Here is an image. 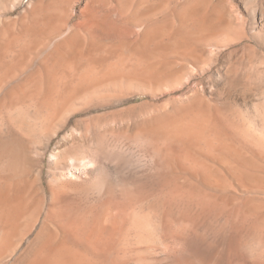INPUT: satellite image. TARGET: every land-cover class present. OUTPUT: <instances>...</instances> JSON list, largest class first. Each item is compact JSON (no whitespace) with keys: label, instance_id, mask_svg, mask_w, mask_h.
<instances>
[{"label":"bare ground","instance_id":"1","mask_svg":"<svg viewBox=\"0 0 264 264\" xmlns=\"http://www.w3.org/2000/svg\"><path fill=\"white\" fill-rule=\"evenodd\" d=\"M62 1L30 0L21 9L22 0H0V264H158L161 257L164 264H182L172 214L151 220L158 218L152 208L161 190H170L165 173L173 174L168 180L176 192L198 208L211 206L223 220L228 264H264V65L252 71V121L232 119L240 129L252 123L251 132L242 127L251 134L243 129L239 145L221 136L234 132L233 124L197 84L186 102L176 98L169 108L119 120L162 163L158 177L128 161L132 140L114 125L97 137L94 126L72 120L73 112L94 103L116 113L139 111L146 103L133 104L138 96L153 99L183 84L185 61L195 64L189 73L202 74L209 63L204 47L214 57L240 38L232 11L221 0H189L178 9H168L171 0H128L134 8L116 0V23L109 20L108 0H88L77 11L80 20L69 24L75 8ZM178 60L183 63L176 66ZM30 144L36 156L29 155ZM205 159L233 177L213 176L220 170ZM101 169L112 176L97 175ZM170 192L162 203L174 197Z\"/></svg>","mask_w":264,"mask_h":264},{"label":"rangeland","instance_id":"2","mask_svg":"<svg viewBox=\"0 0 264 264\" xmlns=\"http://www.w3.org/2000/svg\"><path fill=\"white\" fill-rule=\"evenodd\" d=\"M22 1L23 2L20 5L21 9H22V7L23 8L26 7L30 0H22ZM57 1L58 0H54V2L58 3ZM61 1L62 0H59L60 3L63 2V1L62 2ZM66 1L67 0H64V2H66ZM98 1L99 0H95V3ZM130 1L127 0L128 3L125 1L126 5L127 4L128 5L133 4L131 6H132V8H134V5L136 2L132 1V3H131ZM188 1L189 0H171L170 1L171 4L169 5L167 3L168 4L167 7H168V9H172L175 7L178 9L181 4H185ZM221 1H222V4L224 5V9L226 8V11L227 10L229 12L232 11V12H230V14L233 15V16L232 15L231 16L234 17V18H232L233 21L231 22L233 25L232 28L235 31V33L237 34V36L240 38L237 41H235L233 44H231L229 46H225V47L221 48V50H218L217 52L212 53V56H214V57H211V55L209 54L210 48L207 46H206L207 48L204 47L205 48L204 56L206 55L205 60H208L209 63H207V66H206V63H204L205 66H204V71H202V74H200V72H198V71L197 72L199 74L197 73V74L192 75L191 72L189 73V71H191L193 69L195 64L190 60H188L187 62L185 61V63H187L186 66L188 65V68H187L188 74L184 78L186 83L184 82V79H183V84L180 85V87H178V88L170 89V88L166 87L164 89L167 91L164 90L163 93H161L159 91L160 92V93L158 92L159 95L157 94V96L154 97L153 99L151 97H144V96L140 95L137 97L136 100H134L132 102L133 104L134 103L138 104L142 101L141 103H146V104H143V107H146V108L142 107V109H139V111L136 110V112L133 111L134 113L130 112V114L129 113H116L115 109H113V108H108L106 106H102L100 104L94 103L90 106V108H88V110L73 112L74 114L72 115V120H76L78 122L79 126L84 124L81 126L83 128L87 127V126H89V128H93V126H94V130H96V132L98 131L97 135L100 133L97 137H100L101 133L103 135L105 131L109 130V126L111 127L112 125H114L116 127L117 132L119 131L121 133V131H122V133L128 135L129 139L132 140L131 141L132 142L131 150H130V153L128 154V161L130 163H132L134 166L138 165V166L142 167L150 175L152 174V175H154V177L155 176L158 177V174L160 172L164 171L162 163L160 164L159 162H156L154 159H151V156H150L152 154L150 152L151 150L147 149L146 147H144L141 144V139L136 138L132 134V130H131L132 126L126 127L127 125L125 122L129 121V119L132 120L133 116H134V118H136L138 113L140 114L142 112V114H144L147 110H148L147 112H150L149 111L150 109L153 110L154 108H159V109L160 108H166L167 106H168L167 108H169L171 102L173 100H175L176 98H177L178 102H186V101L190 100L191 95H193L192 94L194 91L193 89H195V86L193 84H197L199 86L201 85L204 87L203 91L205 92V94H204L205 99L204 98L203 99L207 100L208 103H210L213 106L214 105L216 107L218 106L217 108L218 109L220 108L219 109L220 111L218 110V112H220V113L222 112L225 115V116L222 115V117L224 116V119L228 120L227 122L231 121L230 122L231 126L233 124V127L231 129H233L234 132L232 130H231L232 132L229 130V134L230 135L233 134L232 135L233 137L230 138V135H228V133L223 134L221 136L226 141L229 142V141L233 140L232 142L233 143L235 142L236 143V144L234 143L235 145H239L238 141L241 138L240 135L242 132H244L242 130L246 127V125H247V127H246L247 130H248V127L252 125V123L250 125L248 123H250V121H252V117H253V103H252L253 102V93L251 90L253 83L251 81H254L255 76H256L253 73L254 72L253 69L257 65H264V0H221ZM71 2H72L71 6H73L75 8V12L73 13L72 17H70L69 24H72V23L80 20V17L78 15L77 11L79 9H83L84 6H86L85 3H87L88 0H70V3ZM157 2H159V0ZM166 2H169V1L163 0V4L164 3L166 4ZM0 3L2 4V2H0ZM107 3H108L107 7H108V5H110L109 9H108L109 15H110V16H108L109 20L112 19V21L116 22V23L120 22L119 21L120 17L118 15V13L114 10L116 8V4H117L116 0H108ZM96 4H98V3H96ZM111 6H113V7H111ZM127 8L129 10L130 7L127 6ZM132 8H131V10H133ZM113 10H114V12H113ZM233 10H235V11H233ZM100 11L102 12L104 10L99 9V13H100ZM110 12H111V14H110ZM100 14H102V13H100ZM11 15L14 16V9H13V13ZM260 15H261V17H260ZM118 17H119V19H118ZM155 17L157 18L158 23L160 21L159 24H163L164 19L162 18V13H160V12L157 13L155 15ZM171 19L174 21L173 23H175V24L178 23L177 18L173 14L171 15ZM123 22H124V25L127 26V28H129V29L132 28L131 30H133L134 32L137 31L136 26H135L136 25L135 22L133 23L131 21V23H130V21H126V19H124ZM109 39H110V41L111 40L114 41V39H112V38H109ZM207 51H208L209 55L207 54ZM214 54H216V55H214ZM207 55L210 56L213 60L210 58H207ZM209 59L211 61V64H210ZM176 62H177L175 64L176 66L178 64L181 65L183 63L182 61H180L181 63H179V60ZM37 65H38L37 62H33L30 69L31 70L36 69L34 67L39 66V65L38 66ZM36 70H32V71H36ZM250 72H252V74H249ZM234 73L235 74L237 73L236 78L232 77L231 79H228V78H230V75L231 74L233 75ZM246 75H249V76L245 77ZM239 76L244 78L245 80L242 78L240 79ZM188 77H189V79H188ZM191 82H192V84H191ZM242 82L244 84H246L245 88H243ZM247 83H249L250 85ZM247 85H248V87H247ZM168 98L169 99L171 98V99L169 100ZM166 99H168V100H166ZM225 99H227L228 101L230 100V104L232 102V104H231L232 106L230 104H229L230 106L226 105L225 103H228V102ZM143 101H145V102H143ZM152 103L153 104L156 103V104L153 105ZM144 105H146V106H144ZM227 107H229V108H227ZM121 108H124V106ZM226 114L228 116H226ZM233 116H235V118ZM240 116H243V117H240ZM237 117L239 119H236ZM233 118H234L233 121L237 120L239 124L242 123L241 122V120H243L242 118H245V119L248 118V119H246L248 123L245 126L242 124L244 126V128L242 129V127H243L242 126L240 129L238 127L239 125L238 126H237V124L234 125L237 121L232 123ZM119 120H121V121L127 120L124 122L126 126H122L120 124ZM115 122H116V124H115ZM234 126H237V127H234ZM107 127H108V129H107ZM105 128H106V130H105ZM117 128H119V129H117ZM251 128L249 127L250 130H251ZM103 129L105 131H103ZM247 130H245V133ZM250 130H248V131H250ZM248 131H247V134L248 135L251 134L250 133L251 131L250 132H248ZM227 135L229 138H227ZM98 139L101 140L100 138H98ZM53 143L54 144L56 143V139L51 142L49 148L53 147ZM98 143H101V141L100 142L98 141ZM32 145H33V147H32ZM35 146H34V144H30V150H29L30 154L29 155L36 156L37 146L36 147ZM48 155H49V153L47 151L45 156H44V159H43L45 164H46L47 159L49 157ZM205 161L212 164L214 167H216L218 170H220L219 174H216L213 176L225 177V178H232L233 177L232 175L228 174L224 170V167L218 165L215 161L210 160V159H205ZM135 162H136V164H135ZM159 167H161L162 169ZM46 169L47 168L45 167V175L47 173ZM99 172H100V174L98 173L97 175L103 176L104 178H108V177L112 176L111 172H107L104 169L99 170ZM169 175H170L169 173H165V175L163 176L165 179V186H167L168 188L170 186V188H169L170 190H168V191H171L170 194L174 197L172 199L170 198L169 202H167V204L163 202L165 205V207H164V205L162 203V197L163 196L167 197L166 194L168 193V191L166 192L165 190H163V192H165V193H161L162 190H161V192L159 191L160 192V200H158L156 203H154L153 207L156 209L154 210V208H152L153 213L158 214V218L153 216L154 215L153 214L152 216L154 218L151 217V220L155 221V220L159 219L160 215L161 216L163 214L166 215V211L168 212L167 215L170 216V214H172V218H174V219H172L171 222L173 223V225H175L173 227L177 230V233L180 232L179 234H177V238H176V256H177V259H179L178 261L180 263L183 262L182 264H184V262L186 264H228L229 256H230V251L228 249H230L231 247H230V245H229L230 248H228V246H227L228 245L227 241L229 239V233H228L227 227L224 224L223 220L220 219V217L219 218L214 217L213 208L211 206L205 205V206L198 208V207H196L195 204L188 201L185 194L176 192V190H174V185L172 184V181L168 180V179L172 180L171 176L173 174H171L170 176ZM186 176L190 177V175H188V174H186ZM192 177H194V176H192ZM196 177H199V176H196ZM167 181H170L171 184L167 183ZM165 186H163L164 189L167 188ZM176 193L178 195H176ZM200 210H202V212ZM199 211L202 214H200ZM196 212H198L199 215ZM182 215L184 216L183 219H182ZM161 221H162V224L165 223L163 220H161ZM187 221H188V223H187ZM159 222H160V220L158 221V224H159ZM153 223H155V222H152V225H153ZM222 223L224 224V228L222 227L223 226ZM165 225L163 224V226H165ZM170 225H171V223H170ZM220 225H222V226H220ZM219 227H222V230ZM227 250H228V253H226ZM185 258H187V259H185ZM160 261L157 263L158 264L159 263L162 264V262H163V264L166 263L165 260L163 261L162 257H161ZM187 261H189V262H187ZM154 262H156V261L148 262V264H150V263L154 264Z\"/></svg>","mask_w":264,"mask_h":264}]
</instances>
